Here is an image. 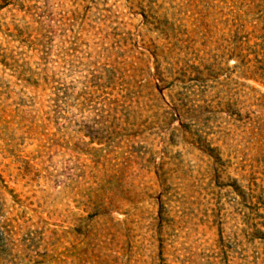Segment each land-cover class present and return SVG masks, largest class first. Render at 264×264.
Segmentation results:
<instances>
[{"label":"rangeland","instance_id":"rangeland-1","mask_svg":"<svg viewBox=\"0 0 264 264\" xmlns=\"http://www.w3.org/2000/svg\"><path fill=\"white\" fill-rule=\"evenodd\" d=\"M0 177L3 264H264V0H0Z\"/></svg>","mask_w":264,"mask_h":264},{"label":"trees","instance_id":"trees-1","mask_svg":"<svg viewBox=\"0 0 264 264\" xmlns=\"http://www.w3.org/2000/svg\"><path fill=\"white\" fill-rule=\"evenodd\" d=\"M3 194L9 197L10 205L8 207H6L7 204L3 200ZM23 207L22 202L14 195V191L9 189L0 177V218L3 220L0 224V264H3L5 261L6 253L9 250L6 246H17L11 239H13L18 231H22L24 228L22 220L25 211L22 210ZM46 256L44 254L41 258L44 259Z\"/></svg>","mask_w":264,"mask_h":264}]
</instances>
